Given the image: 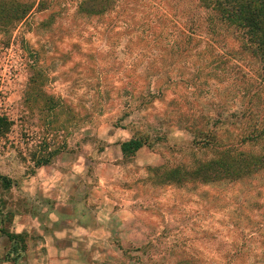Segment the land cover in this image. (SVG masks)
I'll return each mask as SVG.
<instances>
[{"label": "rangeland", "instance_id": "374dc122", "mask_svg": "<svg viewBox=\"0 0 264 264\" xmlns=\"http://www.w3.org/2000/svg\"><path fill=\"white\" fill-rule=\"evenodd\" d=\"M12 1L35 9L0 32V174L12 181L0 187V264H264V169L189 174L222 151L196 130L236 144L248 122L264 125L258 65L232 34L218 57L186 42L182 30L209 29L197 0H107L92 15V0ZM132 138L145 145L124 157Z\"/></svg>", "mask_w": 264, "mask_h": 264}, {"label": "trees", "instance_id": "16d2710c", "mask_svg": "<svg viewBox=\"0 0 264 264\" xmlns=\"http://www.w3.org/2000/svg\"><path fill=\"white\" fill-rule=\"evenodd\" d=\"M97 5L92 10H83L86 14L104 13L107 0H92ZM200 8L207 14L209 29L201 36L202 32L191 29L193 32H183L185 41L203 42L212 50V55L218 57L216 51H219V37L226 31L230 32L234 39L239 43L240 53L253 60L259 69L257 73L258 85H264V0H197ZM12 5L0 7V20L5 24L2 27V33H9L14 30L15 24L25 22L35 9L31 4H19L10 2ZM40 10V6L37 7ZM44 10V9H43ZM163 15V14H162ZM164 19L167 16L163 15ZM198 33V34H197ZM201 33V34H200ZM224 33V34H225ZM233 60H231L232 62ZM249 65V63H246ZM245 64V65H246ZM251 89L246 90L249 94ZM257 91L251 93L250 100L257 97ZM249 116L248 114H243ZM248 126L237 138L236 144H227L222 142L216 133L212 131L196 130V143H202L204 146H211L222 150L220 155L208 162L199 163L196 168L189 173L193 179H199L204 182H216L222 178H241L251 173H256L264 169V152L255 156L245 152L235 154L237 147L244 142H255L264 145V125L260 126L257 122L247 123ZM10 123L5 118H0V134L7 131ZM145 143L138 138H132L121 144L120 150L124 157H130L143 148ZM232 152H234L232 154ZM54 153L46 152L43 155H32L30 157L34 168L46 166L50 163ZM12 181L0 174V187L9 189ZM9 238H18L17 235L7 234Z\"/></svg>", "mask_w": 264, "mask_h": 264}, {"label": "crops", "instance_id": "0c3cea01", "mask_svg": "<svg viewBox=\"0 0 264 264\" xmlns=\"http://www.w3.org/2000/svg\"><path fill=\"white\" fill-rule=\"evenodd\" d=\"M70 262V263H69ZM59 264H118L110 260H59Z\"/></svg>", "mask_w": 264, "mask_h": 264}]
</instances>
